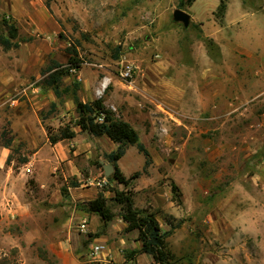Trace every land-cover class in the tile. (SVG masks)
<instances>
[{
  "label": "rangeland",
  "instance_id": "obj_1",
  "mask_svg": "<svg viewBox=\"0 0 264 264\" xmlns=\"http://www.w3.org/2000/svg\"><path fill=\"white\" fill-rule=\"evenodd\" d=\"M181 1L0 0V35L6 17L20 43H0V264H156L149 254L126 259L137 232L122 228L112 197L127 188L164 229L168 215L181 221L168 237L174 264H264V228H242L245 216L264 217V0H225L222 19L220 0ZM176 8L191 14L189 27L174 21ZM72 45L84 62L63 78L70 93L59 101L42 70L67 63ZM127 62L132 77L121 73ZM73 90L103 97L133 124L153 157L147 173L98 185L118 143L78 126L75 138L51 145L46 128L76 116ZM126 150L118 163L129 177L145 159ZM100 191L115 213L108 227L82 208Z\"/></svg>",
  "mask_w": 264,
  "mask_h": 264
},
{
  "label": "trees",
  "instance_id": "obj_2",
  "mask_svg": "<svg viewBox=\"0 0 264 264\" xmlns=\"http://www.w3.org/2000/svg\"><path fill=\"white\" fill-rule=\"evenodd\" d=\"M195 0L181 1V4L191 5ZM227 4L225 0H220L215 15L222 19L226 13ZM4 24L7 26L8 36L0 35V43L7 49L19 46L18 27L14 22L9 23L6 17L3 18ZM69 55L67 63H60L51 60L42 73L44 75L42 84L50 87L59 101H63L65 95L69 94V87H62L63 78L71 75L79 70L84 62L80 57L76 45L68 48ZM73 102L75 104L76 116L72 117L67 123L61 126L57 132H53V128L48 126L47 136L49 142L54 145L66 139H72L76 136L77 131L74 129L78 126L81 131L88 132L92 135H106L110 140L118 143L116 150L105 154L107 161L114 166L112 176L107 177L108 180H115L118 183L129 185L134 179L141 174L148 172V167L153 163L151 152L144 142L140 140L138 130L133 124L119 116L112 108L108 107L103 97H98L93 100H82L75 90L71 92ZM58 102L53 101L48 114H52L57 110ZM12 138H9L4 146L10 147ZM129 145L136 146L137 150L144 155L143 170L135 171L131 176H126L121 169L118 161L126 153ZM9 161V158L8 160ZM80 182L76 179L72 181L71 186H79ZM172 197L177 204L182 203V191L180 187L172 182ZM113 200L121 205L120 216L126 223L125 231H138V240L141 242V247L130 250L126 254V259L134 260L141 253L150 254L157 264H174L175 254L169 249L168 237L178 228L181 221L177 224L172 222V215L165 217L166 223L171 226L170 229H164L157 213L147 208L136 206L134 193L131 188L114 189ZM61 194L64 197L69 196V186L65 185L61 188ZM83 210L100 215L105 226L113 220L115 213L111 210L108 203V197L103 192L86 201L82 205Z\"/></svg>",
  "mask_w": 264,
  "mask_h": 264
},
{
  "label": "crops",
  "instance_id": "obj_3",
  "mask_svg": "<svg viewBox=\"0 0 264 264\" xmlns=\"http://www.w3.org/2000/svg\"><path fill=\"white\" fill-rule=\"evenodd\" d=\"M95 99V98H94ZM93 100V99H92ZM86 101V100H85ZM80 132H83V131H81L80 130ZM77 133H78V131H77ZM86 133H88V132H86ZM89 134V133H88ZM77 135V134H76ZM90 135H92V134H90ZM92 136H97V135H92ZM102 136H106V135H102ZM102 136H98V137H102ZM76 137V136H75ZM74 137V138H75ZM108 138V137H107ZM112 141V140H111ZM113 142V141H112ZM115 143V142H114ZM52 145V144H51ZM127 151V150H126ZM120 161V160H119ZM152 165V164H151ZM133 193H134V191H133ZM134 200H135V204H136V197H135V193H134ZM183 203V202H182ZM181 203V204H182ZM180 205V204H179ZM137 206V205H136ZM149 210H151V211H154L151 207H149ZM154 212H156V211H154ZM123 220V219H122ZM254 220H257V223H255V221ZM111 222V221H110ZM110 222L106 225V227H108L109 226V224H110ZM252 224L253 225V227L254 228H264V217L263 216H260V215H257L256 216V218H253L251 215H250V217H248L247 218V216H245L244 217V219L242 220V228H247L246 227V225L247 224ZM261 224H262V227H261ZM125 227H126V223L123 221V225H122V228L125 230ZM254 228H251V229H254ZM166 229V228H165ZM247 229H250V228H247ZM133 231H136L137 232V238L133 241V242H130V241H128V243H127V245L131 248V250H133V249H138V248H140L141 247V242L138 240V231L137 230H133ZM127 232H132V231H127ZM130 251V250H129ZM128 251V252H129ZM141 254H147V253H141ZM141 254H139V255H141ZM138 255V256H139ZM137 256V257H138ZM149 256H151L150 254H149ZM152 257V256H151ZM153 258V257H152ZM135 260V259H134ZM154 260V259H153ZM130 261H132V260H130ZM157 264V263H156Z\"/></svg>",
  "mask_w": 264,
  "mask_h": 264
},
{
  "label": "built area",
  "instance_id": "obj_4",
  "mask_svg": "<svg viewBox=\"0 0 264 264\" xmlns=\"http://www.w3.org/2000/svg\"><path fill=\"white\" fill-rule=\"evenodd\" d=\"M135 69H134V66L132 63H124L122 65V75L124 77H132L133 73H134ZM28 170H30V168H28ZM107 182V177L104 178V180L102 182H99L98 185H103V184H106ZM87 226H88V222H87V218H84L80 224V228L83 230V231H86L87 230ZM94 248V252L96 254L100 253L103 248H104V245L103 244H94L93 246Z\"/></svg>",
  "mask_w": 264,
  "mask_h": 264
},
{
  "label": "water",
  "instance_id": "obj_5",
  "mask_svg": "<svg viewBox=\"0 0 264 264\" xmlns=\"http://www.w3.org/2000/svg\"><path fill=\"white\" fill-rule=\"evenodd\" d=\"M173 19L176 22H181L185 27H189L191 23V14L182 8H176L173 12ZM105 176L109 177L114 172L113 164H104Z\"/></svg>",
  "mask_w": 264,
  "mask_h": 264
}]
</instances>
